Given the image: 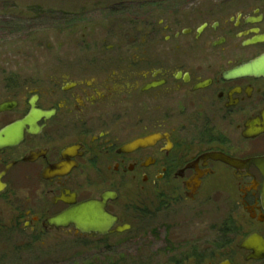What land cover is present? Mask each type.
I'll use <instances>...</instances> for the list:
<instances>
[{
    "label": "flooded vegetation",
    "instance_id": "obj_1",
    "mask_svg": "<svg viewBox=\"0 0 264 264\" xmlns=\"http://www.w3.org/2000/svg\"><path fill=\"white\" fill-rule=\"evenodd\" d=\"M126 11L113 56L89 32L44 79L0 82V260L131 264L186 212L212 224L158 264H264V0ZM86 205L104 234L76 226Z\"/></svg>",
    "mask_w": 264,
    "mask_h": 264
},
{
    "label": "rangeland",
    "instance_id": "obj_2",
    "mask_svg": "<svg viewBox=\"0 0 264 264\" xmlns=\"http://www.w3.org/2000/svg\"><path fill=\"white\" fill-rule=\"evenodd\" d=\"M131 1L143 0H0V82L12 81L14 78L21 83L44 79L50 70L49 66L59 64L54 61L56 58L52 55L62 59L65 55L76 54L72 49H80L81 35L89 32L96 33L100 46L108 56H113L106 48L114 44V34L117 38L124 37L120 34L126 33V8ZM165 1L203 3L211 0ZM99 6L107 8L101 9L100 14L93 16L95 19L90 20L92 24H82L80 17L84 16L83 13ZM114 16L117 17V24L115 20H111ZM104 18L106 20L103 21ZM164 224L169 228L166 232H156L155 241L148 239L147 244L134 245L125 250L132 258L131 264H158L163 252L169 249L170 245L175 246L180 241L181 232L187 231L180 227L184 224L209 226L212 222L204 221V218L191 220V217L183 212L180 217H166ZM29 255L22 253L21 260H18L11 254L0 260V264H43L42 260L33 261ZM85 264L94 263L87 260Z\"/></svg>",
    "mask_w": 264,
    "mask_h": 264
},
{
    "label": "water",
    "instance_id": "obj_3",
    "mask_svg": "<svg viewBox=\"0 0 264 264\" xmlns=\"http://www.w3.org/2000/svg\"><path fill=\"white\" fill-rule=\"evenodd\" d=\"M260 61L257 62L255 65H259L261 64ZM4 109V106H0V110ZM18 136V135H17ZM16 136V137H17ZM136 144V143H135ZM259 163H261V165L263 166L262 168V172H263V177H264V159L261 160ZM81 214L78 218V222H76V226L83 232H88V231H94L97 234L101 235L104 234V230H100V226L104 225V220L105 217L104 215H98L96 208L93 205H86L84 207V210L81 211ZM67 218L65 217V219H53L51 221L52 224H64V221H66Z\"/></svg>",
    "mask_w": 264,
    "mask_h": 264
}]
</instances>
